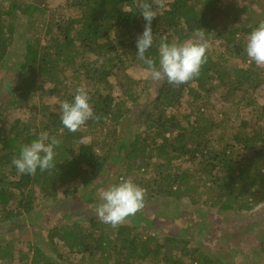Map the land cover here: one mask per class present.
<instances>
[{"label": "trees", "instance_id": "trees-1", "mask_svg": "<svg viewBox=\"0 0 264 264\" xmlns=\"http://www.w3.org/2000/svg\"><path fill=\"white\" fill-rule=\"evenodd\" d=\"M60 1L52 8L50 0H6V6L0 7V75L9 69L20 26L26 23L29 29L9 104L32 112L27 122H9L8 108L0 111V232L7 237L12 234L7 228L22 233L35 229V239L26 250L12 239L0 243V264H224L193 242L150 231L157 227L156 221H143L142 209L113 228L86 208L96 209L101 203L98 181L114 164H124V177L141 171L151 174L145 181L134 179L147 190L145 204L157 198L173 204L187 200L218 214L249 213L264 205V107L240 121L233 136L221 134L216 140L217 129L232 118L223 112L224 119L217 122L204 113L214 106L211 98L217 93H222L220 101L226 104L235 107L246 101L249 108H256L254 96L264 89V70L249 62L245 49L259 22L221 31L216 23L232 0H165L164 10L152 22L154 45L146 52L157 66L162 39L183 42L197 30L208 35L217 30L223 52L212 49L200 75L186 84L174 87L162 81L142 111L139 128L145 130L129 131L123 139L118 134L129 103L137 106L142 99L135 89L147 85L128 74L133 68L147 67L137 57L136 41L146 23L138 0ZM63 68L70 70V79ZM111 79L121 94H113ZM82 84L99 120L87 121L74 133L61 122L60 103L33 104L34 97L72 101ZM185 100L193 110L180 116L177 111ZM41 132L61 141L55 149L56 167L19 173L12 160ZM90 136L103 140L86 143ZM119 179L124 178L117 183ZM63 200L75 206L73 213L46 211L52 220L51 227L46 225L45 213L38 212L42 205L56 207ZM80 219L90 227L84 229ZM171 224L183 230L174 218ZM261 246L264 252V241Z\"/></svg>", "mask_w": 264, "mask_h": 264}, {"label": "rangeland", "instance_id": "rangeland-1", "mask_svg": "<svg viewBox=\"0 0 264 264\" xmlns=\"http://www.w3.org/2000/svg\"><path fill=\"white\" fill-rule=\"evenodd\" d=\"M60 2V0H50L49 4L53 8L56 7V5H58ZM230 2L231 3H229V5H224L226 10L223 14V17H221L216 23V26L219 30H231L245 26L249 21L257 23L264 19V0H232ZM3 6H6V0H0V7ZM20 27L21 28L19 30L18 38L10 54L8 63L9 69L3 71V73L0 75V111L1 109L5 110L8 108L5 112V115L6 120L9 122H12L16 119H21L27 122L32 117V112L30 110H23L20 108L15 109L12 104H9L11 95L14 92L17 74L20 72L19 65L24 60V51L26 46L24 41L26 40V37L29 33L26 23ZM216 34L217 30H214L208 35V40L211 44V50L214 49V52L219 54L223 52V50H221L222 47L220 46V39L215 37ZM234 62L235 61H233L232 64H234ZM236 64L240 65L241 60L238 59ZM262 69L264 70V68ZM63 74H65L67 79H70L72 76L70 70L68 69L63 70ZM128 74L132 76L137 82H140L141 80L147 81V85L145 86L142 83L141 86H138V88L135 89V94L140 96L142 99L141 103H139L137 106L129 103L130 111L123 119L119 128L118 135L123 139L127 138L126 133L129 131L141 133L145 130L144 126L139 128L141 124L143 125V123L140 122L142 118H144V116H142V111L144 108H148L147 104L153 100V98H155L158 93V88L162 83V81H154L150 74L146 73V71L142 70L141 68H133L128 72ZM67 83L70 84V81H67ZM40 85L45 89H49V85H46L44 81H41ZM82 85L84 86V84ZM111 85L114 95L121 94V91H119V88L116 86V81L114 79H111ZM221 95L222 93L214 94V96L211 98L212 105L214 106H212V108L209 110H205L204 113L214 116V119L217 122H220L224 119V115L222 114L223 112L228 113L230 118H232V122L222 125L220 129H217L215 137H213L214 140H216V138H220L221 134H225L227 138L233 136L241 124L240 121L254 117L258 113L257 107H264V89H261L255 93L254 98L256 100V108H249L247 105L248 102L246 101H243L241 102V105L234 107L231 104H226L223 101L221 102ZM32 101L33 104H37L40 107L42 104L52 106L56 103L62 102L61 98L58 97H52V99H40L38 97H34ZM184 102H187L186 105L177 111L180 116L185 114L187 115L193 110V108L190 107L189 101L185 100ZM168 112L170 113L171 110ZM172 113H175V111H172ZM109 139L110 144L113 142V140L112 138ZM94 140L100 141L103 139L101 137L90 136L86 138L85 142L91 143ZM99 146L101 148L102 144L100 143ZM113 152L117 153V147ZM121 152L122 149L120 153ZM180 164L181 162H178V165ZM186 167L188 168L189 166L186 165L185 168ZM123 168L124 164L120 165L119 167H116L115 164L108 167L105 175L98 181L99 186L97 187V195L100 194L101 190L106 189L110 185L117 184L118 178H131L135 182L136 179L145 181L151 176V174L141 171L139 174H137V176L132 173L130 176L124 177L122 170ZM104 177L106 179H104ZM120 181L121 180L119 179L118 183ZM73 187L74 186H71V189H73ZM67 203L69 204L70 200H63L61 203L56 205V207H47L44 203L41 209L38 211L39 213H45L46 217L44 219V223L49 226L52 224L50 223L52 221L51 217L46 213V211L58 209L60 213L64 211L67 212L66 215L73 213L75 206H67ZM86 209H91L92 216L96 212V209H92V205L87 206ZM142 211L141 219L143 221H156L157 227L149 228L150 231H154V233H161L165 236L177 238L180 237L187 242H193L197 246L202 247L203 250L209 254L213 260H221L224 264H264V252L261 246V243L264 241V205L259 206L255 211L249 213L231 212L226 214H218L217 211L210 210L209 207L204 205L194 206L187 200L179 203L175 202L173 204L170 200L157 198L154 201H147L142 208ZM173 218L178 221V223L184 225V227H182L183 230H181L179 226L177 227L174 226V224H171ZM80 220H83L82 222L84 223V229L90 227L89 222H85V219ZM74 222L75 219L70 221V223ZM166 224L171 225L167 226ZM7 229H10L12 234L6 237L4 236L6 232L1 231L0 243L12 239L15 240V242L19 245L18 248L26 250L27 246H29L27 243H32L35 239V233L33 231L35 229L33 228H31L29 231H26V233L15 231L17 229L13 227ZM44 236H46V234H44ZM52 257H55V255H52Z\"/></svg>", "mask_w": 264, "mask_h": 264}, {"label": "clouds", "instance_id": "clouds-1", "mask_svg": "<svg viewBox=\"0 0 264 264\" xmlns=\"http://www.w3.org/2000/svg\"><path fill=\"white\" fill-rule=\"evenodd\" d=\"M137 6L146 21L144 31L136 41L137 57L147 66L146 73L154 81H166L174 87L197 78L211 51L208 33L197 30L183 42L169 43L162 39L158 48L157 66V61L146 56V52L154 45L152 22L164 10L165 0H138ZM245 51L250 63L264 68V20L248 36ZM90 101L89 92L81 85L76 89L72 101L60 103L61 122L69 132L80 130L91 119L99 120ZM60 144L56 136L41 132L30 144L21 146L20 154L12 160V164L22 174H35L38 168L41 172L51 170L56 167L55 149ZM99 195L101 203L96 208V217L115 228L144 207L147 190L128 178L101 190Z\"/></svg>", "mask_w": 264, "mask_h": 264}]
</instances>
